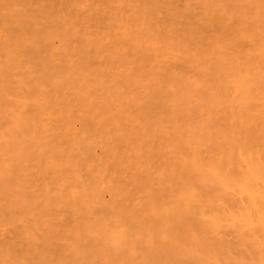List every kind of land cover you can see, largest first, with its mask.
Listing matches in <instances>:
<instances>
[{"label":"rangeland","instance_id":"obj_1","mask_svg":"<svg viewBox=\"0 0 264 264\" xmlns=\"http://www.w3.org/2000/svg\"><path fill=\"white\" fill-rule=\"evenodd\" d=\"M263 20L264 0H0V264H264Z\"/></svg>","mask_w":264,"mask_h":264},{"label":"bare ground","instance_id":"obj_2","mask_svg":"<svg viewBox=\"0 0 264 264\" xmlns=\"http://www.w3.org/2000/svg\"><path fill=\"white\" fill-rule=\"evenodd\" d=\"M214 1H215V0H214ZM216 1H217V0H216ZM254 3H255V0H254ZM259 3H260V2H259ZM47 4H48V3H47ZM254 6H255V5H254ZM43 7H44V6H43ZM48 7H49V5H48ZM261 7H262V6H261ZM46 8H47V7H46ZM258 8H259V7H258ZM258 8H255V9H258ZM49 9H50V8H49ZM49 9H48V10H49ZM44 10H45V9H44ZM148 11H149V10H148ZM48 12H50V11H48ZM243 12H244V11H243ZM149 13H150V12H149ZM152 13H153V12H152ZM244 13H246V12H244ZM14 14H15V13H14ZM25 14H26V13H25ZM48 14H49V13H48ZM48 14H47V15H48ZM50 14H51V13H50ZM50 14H49V16H50ZM56 14H57V13H56ZM15 15H16V14H15ZM17 15H18V14H17ZM19 15H20V14H19ZM23 15H24V14H22V16H23ZM28 15H30V14H28ZM31 15H32V13H31ZM51 15H52V14H51ZM143 15H144V14H143ZM145 15H146V14H145ZM149 15H150V14H149ZM152 15H153V14H152ZM20 16H21V15H20ZM20 16H19V17H20ZM22 16H21V17H22ZM32 16H33V15H32ZM59 16H60V15H59ZM146 16H147V15H146ZM16 17H17V16H16ZM16 17H15V18H16ZM27 17H28V19H29L30 16H27ZM27 17H26V18H27ZM150 17H151V15H150ZM15 18H14V19H15ZM22 18H23V17H22ZM22 18L20 19V21L22 20ZM35 18H36V16H35ZM60 18H61V17H60ZM148 18H149V16H148ZM148 18H147V19H148ZM16 19L18 20V17H17ZM30 19H31V18H30ZM235 19H236V18H235ZM240 19H244V18L241 17ZM17 20H16V23H17V22H20V21H17ZM23 20H24V18H23ZM61 20H62V18H61ZM222 20H223V19H222ZM237 20H238V18H237ZM245 20H246V19H245ZM25 21H26V20H25ZM30 21H31V20H30ZM48 22H49V21H48ZM48 22H47V23H48ZM258 22H259V23H258ZM258 22H257V24L261 25L260 27H261L262 29H264V28H263V25H264V24H263V23L261 24V23H260L261 21H258ZM262 22H264V20H263ZM16 23H15V24H16ZM20 23H22V22H20ZM20 23H19V25H20ZM23 23H25V22L23 21ZM23 23H22V24H23ZM251 23H254V22H251ZM17 24H18V23H17ZM25 24H26V23H25ZM27 24L30 25V23H27ZM33 24H34V23H33ZM60 24H61V23H60ZM238 24H239V23H238ZM241 24H242V23H241ZM29 25H25V26H26V27L28 26V27L30 28ZM62 25H63V24H62ZM152 25H153V24H152ZM152 25H151V26H152ZM242 25H244V24H242ZM31 26H32V25H31ZM49 26H50V25H49ZM49 26H47V27H49ZM148 26H149V24H148ZM173 26H174V25H173ZM173 26H171V27H173ZM254 26L256 27V24H255ZM254 26H253V27H254ZM13 27H14V26H13ZM15 27H16V26H15ZM15 27H14V28H15ZM20 27H21V25H20ZM22 27H24V25H23ZM26 27H25V30H26ZM57 27H58V26H57ZM57 27H56V31H58V29H59V28H57ZM149 27H150V26H149ZM149 27H148V28H149ZM153 27H154V26H153ZM237 27H238V26H237ZM249 27H250V26H249ZM251 27H252V25H251ZM255 27H254L253 29H255ZM14 28H12V29H14ZM64 28H65V26H64ZM155 28H156V27H155ZM169 28H170V26H169ZM169 28H168V29H169ZM15 29H17V28H15ZM168 29H167V30H168ZM251 29H252V28H251ZM253 29H252V30H253ZM256 29H257V28H256ZM258 29H259V28H258ZM18 30H19V28H18ZM41 30H42V29H41ZM50 30H53V27H52V29H51V27H50ZM54 30H55V28H54ZM154 30H155V29H154ZM169 30H170V29H169ZM259 30H260V29H259ZM14 31H15V30H14ZM147 31H149V30H147ZM147 31H146V32H147ZM150 31H151V30H150ZM39 32H40V31H39ZM58 32H59V31H58ZM68 32H69V31H68ZM151 32H152V31H151ZM157 32H158V31H157ZM20 33H21V32H20ZM45 33H46V32H45ZM53 33H54V31H53ZM55 33H57V32H55ZM16 34H17V35L19 34L18 31H17ZM34 34H35V33H34ZM47 34H48V32H47ZM50 34H51V31H50ZM67 34H68V33H67ZM149 34H150V33H149ZM154 34H156V33H154ZM154 34H153V35H154ZM157 34H158V33H157ZM22 35H23V34H22ZM37 35H38V34H37ZM146 35H147V34H146ZM44 36H45V35L43 34V37H44ZM50 36H51V35H50ZM50 36H49V37H50ZM52 36H53V34H52ZM61 36H62V35H61ZM63 36H64V35H63ZM147 36H148V35H147ZM165 36H167V35H165ZM165 36H164L163 38H165ZM169 36H170V35H169ZM169 36H168V37H169ZM41 37H42V36H41ZM149 37H150V36H149ZM149 37H148V38H149ZM154 37H155V36H154ZM154 37H153V38H154ZM161 37H162V36H161ZM170 37H171V36H170ZM173 37H174V36H173ZM35 38H36V37H35ZM46 38H48V37H46ZM145 38H146V36H145ZM148 38H147V39H148ZM159 38H160V37H159ZM200 38H201V37H200ZM149 39H150V38H149ZM155 39H156V38H155ZM161 39H162V38H161ZM161 39H160V40H161ZM173 39H175V38H173ZM173 39H172V40H173ZM201 39H202V38H201ZM156 40H158V39H156ZM184 40H186V39H184ZM162 41H165V44H163V45H165L166 48H167V46L169 47V46L171 45V44L169 45V43H167V45H166V41H167L166 38H165V40L163 39ZM162 41H161V42H162ZM168 41H169V40H168ZM168 41H167V42H168ZM176 41H180V40H177V39H176ZM200 41H201V40H200ZM205 41H206V40H205ZM148 42H149V41H148ZM20 43H21V42H20ZM32 43H33V42H32ZM36 43H37V42H36ZM137 43H138V42H137ZM172 43H173V42H172ZM174 43H175V41H174ZM178 43H179V42H177V44H178ZM201 43H202V42H201ZM215 43H216V42H215ZM236 43H237V42H236ZM39 44H40V43H39ZM155 44H156V43H155ZM159 44H162V43H159ZM197 44H198V43H197ZM202 44H203V43H202ZM231 44H233V43H231ZM24 45H25V43H24ZM139 45H140V44H139ZM156 45H157V44H156ZM173 45H175V44H173ZM28 46H29V45H28ZM136 46L138 47L137 44H136ZM171 46H172V45H171ZM175 46H176V45H175ZM179 46H180V44H179ZM187 46H188V45H187ZM189 46H191V45H189ZM192 46H193V45H192ZM213 46H214V45H213ZM215 46L217 47V44H216ZM219 46H220V45H219ZM230 46H231V45H230ZM233 46H234V45H233ZM25 47H27V46H25ZM137 47H136V48H137ZM183 47H184V45H183ZM103 48H104V47H103ZM133 48H134V47H133ZM139 48H140V46H139ZM153 48H154V46H153ZM163 48H164V47H163ZM163 48H162V49H163ZM176 48H177V47H176ZM176 48H175V49H176ZM179 48H180V47H179ZM225 48H226V47H225ZM229 48H231V47H229ZM77 49H78V47H77ZM151 49H152V48H151ZM164 49H165V48H164ZM168 49H169V48H167V50H168ZM170 49H171V47H170ZM185 49L187 50V48H185ZM235 49H236V48H235ZM235 49H234V50H235ZM25 50H26V49H25ZM36 50H37V49H36ZM79 50L82 51L81 49H79ZM108 50H109V49H108ZM135 50H138V49H135ZM172 50L174 51V47H173ZM172 50H171V51H172ZM179 50H180V49H179ZM213 50H214V49H213ZM215 50H216V49H215ZM215 50H214V51H215ZM222 50H223V47H222ZM234 50H233V51H234ZM30 51H32V50H30ZM164 51H166V50H164ZM181 51H182V50H181ZM25 52H27V50H26ZM40 52H41V51H40ZM95 52H96V51H95ZM109 52H110V51H109ZM169 52H170V50H169ZM184 52H185V51H184ZM209 52H211V51H209ZM77 53H79V52H77ZM77 53H75V55H76ZM83 53H84V52H83ZM83 53H82V54H83ZM102 53H103V52H102ZM106 53H107V52H106ZM106 53H105V54H106ZM119 53H120V52H119ZM176 53H178V52L176 51ZM189 53H190V52H189ZM202 53L205 54V52H202ZM212 53H213V51H212ZM215 53H216V51H215ZM217 53H219V52H217ZM224 53H225V52H224ZM25 54H26V53H25ZM31 54H32V52H31ZM67 54H68V52H67ZM80 54H81V53H80ZM99 54H100V53H99ZM113 54L115 55V53H113ZM179 54H181V53H179ZM184 54H185V57H186V53H184ZM187 54H188V53H187ZM207 54H208V53H207ZM207 54H206V55H207ZM227 54H228V53H227ZM231 54H232V53H231ZM21 55H22V54H21ZM65 55H66V54H65ZM83 55H85V54H83ZM90 55H91V54H90ZM116 55H117V54H116ZM118 55H119V54H118ZM120 55H121V54H120ZM189 55H190V54H189ZM209 55H210V54H209ZM214 55H216V54H214ZM219 55H220V54H219ZM76 56H77V55H76ZM87 56H89V55H87ZM108 56H109V55H108ZM108 56H107V57H108ZM191 56H192V55H191ZM220 56H221V55H220ZM223 56H224V55H223ZM90 57H91V56H90ZM115 57H116V56H115ZM117 57H118V56H117ZM203 57H205V55H204ZM203 57H201V58H203ZM207 57H208V56H207ZM210 57H211V56H210ZM212 57H213V55H212ZM216 57H217V56H216ZM83 58H84V57H83ZM113 58H114V57H112V60H113ZM186 58H187V57H186ZM222 58H223V57H222ZM225 58H226V57H225ZM232 58H233V57H232ZM234 58H235V57H234ZM39 59H40V58H39ZM65 59H66V57H65ZM80 59H81V58H80ZM87 59H88V57H87ZM183 59H184V58H183ZM187 59H188V58H187ZM187 59H185V61H186ZM205 59H206V57H205ZM216 59H218V57H217ZM139 60H141V59H139ZM207 60H208V59H207ZM207 60H206V61H207ZM224 60H225V59H224ZM229 60H231V58H230ZM40 61H43V60L41 59ZM52 61H53V60H52ZM61 61H62V60H61ZM67 61H69V60H67ZM141 61L143 62L144 60H141ZM220 61H221V60H220ZM220 61H219V62H220ZM236 61H237V59H236ZM43 62H44V61H43ZM65 62H66V61H65ZM70 62H72V61H70ZM219 62H217L218 65L220 64L219 66H222V64L219 63ZM230 62H231V61H230ZM247 62H248V63H246V64H249V61H248V60H247ZM47 63H48V62H47ZM49 63H50V62H49ZM53 63H54V62H53ZM81 63H82V62H81ZM85 63H86V62H85ZM111 63H112V62H111ZM143 63H144V62H143ZM143 63H142V67H143V65H144ZM217 63H216V64H217ZM233 63H235V62H233ZM74 64H75V63H74ZM74 64H73V65H74ZM77 64H78V63H77ZM147 64L149 65V62H148ZM236 64H237V63H236ZM243 64H245V63H243ZM47 65H48V64H46L45 66H47ZM49 65H50V64H49ZM49 65H48V66H49ZM60 65H61V63H60ZM112 65H113V64H112ZM145 65H146V64H145ZM145 65H144V66H145ZM216 66H217V65H216ZM232 66H233V65H232ZM249 66H250V65H249ZM38 67H39V66H38ZM81 67L84 68V69L81 68V69H82V72H84L85 67H83V65H82ZM187 67H188V66H187ZM233 67L235 68V66H233ZM233 67H232V68H233ZM240 67H241V66H240ZM243 67H245V66L243 65ZM246 67H247V65H246ZM39 68H42V66L39 67ZM43 68H44V67H43ZM50 68H51V67H50ZM79 68H80V67H79ZM217 68H218V67H217ZM221 68H222V67H221ZM221 68H220V69H221ZM249 68H250V67H249ZM249 68H248V69H249ZM63 69H64V68H63ZM76 69H77V67H76ZM76 69H75V71H76ZM81 69H80L79 71H81ZM185 69H186V68H185ZM237 69H239V68L237 67ZM59 70H60V69H59ZM249 70H250V69H249ZM54 71H55V70H54ZM56 71H57V70H56ZM64 71H65V70H64ZM64 71H63V72H64ZM77 71H78V69H77ZM77 71H76V72H77ZM239 71H240V70H239ZM245 72H246V70H244V73H245ZM57 73H58V71H57ZM57 73L55 72L54 74H56V76H57V78H58V76L60 77V75H57ZM61 73H62V72H61ZM78 73H79V72H78ZM80 73H81V72H80ZM186 73H187V72H186ZM186 73H185V74H186ZM63 74H64V73H63ZM168 74H169V73H168ZM185 74H183V75L185 76ZM259 74H260V73H259ZM61 75H62V74H61ZM64 75H65V74H64ZM186 75H187V74H186ZM245 75H247V74L245 73ZM248 75H250V74H248ZM184 76H182V77H184ZM169 77H170V78H169ZM169 77H168V79H171V80H172V74H169ZM180 77H181V76H180ZM182 77H181V79H182ZM188 77H190V75H189ZM260 77H261V76H260ZM49 78H50V77H49ZM55 78H56V77H55ZM185 78H186V77H185ZM257 78H258V77H257ZM257 78H256V79H257ZM53 79H54V78H53ZM175 79H177V76H176ZM178 79H179V78H178ZM190 79H192V78L190 77ZM227 79H229L228 76H227ZM242 79H243V78H242ZM244 79H245V77H244ZM252 79H253V78H252ZM263 79H264V78H263ZM48 80H49V79H48ZM50 80H51V78H50ZM58 80H60V79H58ZM171 80H168L169 82H168V81H167V82L171 84L172 81H173V80H172V81H171ZM179 80H180V79H179ZM179 80H177V81H179ZM182 80H183V79H182ZM182 80H181V82H182ZM193 80H194V79H193ZM193 80H192V81H193ZM216 80H217V78H216ZM216 80H215V81H216ZM225 80H226V79H225ZM245 80H246V79H245ZM261 80H262V79H261ZM261 80H260V82H261ZM60 81H61V80H60ZM60 81H59V82H60ZM230 81H231V80H230ZM230 81H228V83H227V82H225V83L229 84ZM254 81H255V80H254ZM50 82H52V80H51ZM63 82H65V81L63 80ZM67 82H69V81H67ZM67 82H66V83H67ZM188 82H189V81H188ZM198 82H199V81H198ZM202 82H203V81H202ZM219 82H220V81H219ZM219 82L216 81L215 83L217 84V83H219ZM223 82H224V81H223ZM223 82H222V84H223ZM246 82H247V81H245V84H246ZM248 82H249V81H248ZM252 82H253V81H252ZM252 82H251V83H252ZM69 83H70V82H69ZM164 83H165V82H163V85H165ZM168 83H167V84H168ZM190 83H191V82H190ZM249 83H250V82H249ZM255 83H256V82H255ZM70 84L72 85V82H71ZM70 84H68V86H69ZM173 84H175V81H173V83H172L171 85H173ZM176 84H177V83H176ZM176 84H175V86H176ZM178 84H182V83H180V81H179ZM193 84H194V83H191L190 85L193 86ZM195 84H196V82H195ZM197 84H199V83H197ZM197 84H196V85H197ZM203 84H205V83H203ZM242 84H244L243 80H242L241 85H242ZM245 84H244V85H245ZM53 85H54V84H53ZM155 85H156V82H155ZM218 85H221V84H218ZM244 85H243V87L245 88L246 85H245V86H244ZM249 85H250V84H249ZM252 85H253V84H252ZM255 85H257V84H255ZM177 86H179V85H177ZM184 86H186L185 83H184ZM197 86H198V85H197ZM200 86H201V85H200ZM204 86H205V85H204ZM63 87H65V86H63ZM63 87H62V88H63ZM156 87H157V86H156ZM198 87H199V86H198ZM198 87H197V90H198ZM212 87H213V86H212ZM217 87H218V86H217ZM222 87H223V86H222ZM224 87H226L225 84H224ZM243 87H241V88H243ZM247 87H248V85L246 86V88H247ZM56 88H57V86H56ZM62 88L59 87L57 90L62 89ZM180 88H181V87H180ZM180 88H179V89H180ZM184 88H186V87H184ZM184 88H183V89H184ZM188 88H189V87H188ZM188 88H187V90L192 89L191 86H190L189 89H188ZM195 89H196V88H195ZM199 89H200V88H199ZM204 89H205V88H204ZM217 89L220 90L221 88L219 87V88H217ZM225 89H227V88H225ZM218 90H217V91H218ZM221 90H222V89H221ZM223 90H224V88H223ZM223 90H222V91H223ZM245 90H246V89H245ZM245 90H244V91H245ZM180 91H181V89H180ZM180 91H177V89H176V94L179 93ZM215 91H216V90H215ZM222 91H221V92L219 91L220 94L222 93ZM224 91H225V90H224ZM227 91H228V90H226V93H227ZM182 92H183V90H182ZM201 92H202V91H201ZM204 92H205V91H204ZM204 92H203V93H204ZM207 92L210 93V91H207ZM212 92H213V91H212ZM180 93H181V92H180ZM186 93H187V92H186ZM216 93H217V92H216ZM184 94H185V93H184ZM194 94H195V93H193V95H194ZM199 94H200V91H199ZM212 94H213V93H212ZM214 94H215V92H214ZM214 94H213V96H214ZM174 95H175V94H174ZM179 95H180V94H179ZM193 95H192V96H193ZM200 95H202V94H200ZM200 95H199V96H200ZM207 95H208V94H207ZM203 96H204V95H202L201 97H203ZM216 96H217V95H216ZM177 97H179V96L177 95ZM184 97H185V95H184ZM196 97H197V96L194 95V98H195V99H196ZM204 97H205V96H204ZM204 97H203V98H204ZM221 97H222V96H221ZM185 98L188 100L187 97H185ZM197 98H200V97H197ZM207 98H208V97H207ZM211 98H212V97H211ZM223 98H224V97H223ZM172 99H173V98H172ZM218 99H219V98H218ZM182 100H183V99H181V101H182ZM201 100H202V98H201ZM63 101H64V99H63ZM119 101H121V100L116 101V104H117ZM184 101H185V100H184ZM184 101H182V102H184ZM205 101H207V100H205ZM208 101H209V100H208ZM208 101H207V102H208ZM218 101H220V100H218ZM64 102H65V101H64ZM172 102H173V101H172ZM174 102H175V100H174ZM177 102H178V101H177ZM192 102H193V101H192ZM192 102H191V103H192ZM215 102H216V101H215ZM68 103H69V102H68ZM81 103H82V102H81ZM84 103H85V102H84ZM212 103H213V102H212ZM216 103H217V102H216ZM218 103H219V102H218ZM231 103H233V102H231ZM116 104H115V105H116ZM118 104H121V105L123 104V105H124L125 103H122V101H121V103H118ZM208 104H209V103H208ZM210 104H211V103H210ZM214 104H215V103H214ZM220 104H221V103H220ZM229 104H230V103H229ZM229 104H228V105H229ZM83 105H84V104H83ZM85 105H86V104H85ZM121 105H120V106H121ZM179 105H180V104H179ZM189 105H190V104H189ZM230 105H231V104H230ZM120 106L116 105V109H119V108H117V107H120ZM194 106H195V105H194ZM216 106H217V105H216ZM179 107H180V106H179ZM213 107H215V106H213ZM101 108H102V107H101ZM110 108H112V107H110ZM182 108H183V107H182ZM199 108H201V107H199ZM112 109H113V111H114L115 108H112ZM180 109H181V108H180ZM180 109H179V110H180ZM183 109H184V108H183ZM109 110H110V109H109ZM197 110H199V109L197 108ZM111 111H112V110H111ZM120 111H121V110H120ZM120 111H117V112H120ZM174 111H175V110H174ZM174 111H173V112H174ZM183 111L186 112L185 109H184ZM92 112H93V111H92ZM96 112H98V111H96ZM96 112H95V113H96ZM107 112H109V111H107ZM114 112H115V111H114ZM114 112H111V113H114ZM181 112H182V111H181ZM187 112H188V111H187ZM93 113H94V112H93ZM101 113H102V112H101ZM103 113H104V112H103ZM121 113H122V112H121ZM176 113H177V112H176ZM97 115H98V114H97ZM97 115H96V116H97ZM102 115H103V114H102ZM108 115H110V113H109ZM112 115H114V117H115V114H112ZM172 115H173V114H172ZM174 115H176V114H174ZM98 116H99V115H98ZM103 116H106V115L104 114ZM116 116H117V115H116ZM118 116H119V115H118ZM123 116H124V115H123ZM137 116H138V115H137ZM108 117H109V116H108ZM108 117H107V118H108ZM119 117H121V115H120ZM174 117H175V116H174ZM176 117L178 118V116H176ZM176 117H175V118H176ZM111 118H112V117H111ZM111 118H110V119H111ZM122 118H123V117H122ZM108 119H109V118H108ZM108 119H107V120H108ZM180 119H181V118H180ZM173 120H175V119H173ZM176 120H177V119H176ZM183 120H184V119L182 118V122H184ZM186 120H187V119H186ZM202 120H203V118H202ZM109 121H110V120H109ZM109 121H108V122H109ZM177 121H178V120H177ZM206 121H207V119H206ZM174 122H175V121H174ZM186 122H187V121H186ZM184 123H185V122H184ZM187 123H188V122H187ZM187 123H186V125L189 126ZM201 123H202V122H201ZM192 124H195V125H196V123H194V120H193V123H192ZM199 124H200V123H199ZM186 125H184V126H186ZM197 125H198V124H197ZM201 125H202V126H205V125H206V127H207L208 124L206 123V124H204V125H203V124H201ZM201 125H200V126H201ZM187 126H186V127H187ZM193 126H194V125H193ZM213 126H215V125H213ZM190 127H191V126H190ZM206 127H202L203 129L200 128L201 133L203 132L202 130H204V128H206ZM218 127H219V126H218ZM217 129H218V128H217ZM217 129H216V130H217ZM185 130H186V129H185ZM185 130H184V133H185ZM191 130H192V129H191ZM219 130H220V129H219ZM187 131H188V130H187ZM187 131H186V133H187ZM217 131H218V130H217ZM221 131H222V130H221ZM191 132H192V131H191ZM222 132H223V131H222ZM188 133H189V132H188ZM203 133H205V132H203ZM206 133H207V134H211V132H208V131H206ZM206 133H205V134H206ZM197 134H198V133H197ZM197 134H196V135H197ZM207 134H206V135H207ZM215 134H216V132H215ZM206 135H205V136H206ZM216 135H217V134H216ZM200 136H201V135H200ZM208 136H209V135H208ZM208 136H206L207 140H208ZM223 136H224V135H223ZM196 137H197V136H196ZM209 137L213 138V134H212V136H209ZM194 138H195V137H194ZM194 138H192L191 140H193ZM189 139H190V138H189ZM201 139H203L202 136H201ZM191 140H190V141H191ZM209 140H210V139H209ZM187 141H188V140H187ZM199 141H200V140H199ZM199 141H198V142H199ZM204 141H206L205 137H204ZM210 141H211V140H210ZM228 141H229V142H232V140H231V141L228 140ZM198 142H197V143H198ZM201 142H202V144L205 143V142H203V141H201ZM207 142H208V141H207ZM229 142H228V143H229ZM234 142H235V141H233V144H232V145L235 144ZM189 143H190V142H189ZM224 143L226 144V141H224ZM224 143H223V144H224ZM205 144H206V143H205ZM236 144H237V143H236ZM188 145H192V143H191V144H188ZM197 145H199V144H197ZM228 145L230 146V144H228ZM232 145H231V146H232ZM237 145H238V148H240V147H239L240 145H239V144H237ZM237 145H234V148H235V146H237ZM192 146H193V145H192ZM222 146H223V145H222ZM224 146H225V145H224ZM224 146H223V147H224ZM213 147H215V146H213ZM216 147H217V146H216ZM225 148H226V147H225ZM225 148H224V149H225ZM212 149H213V151L216 150V148H215V149L212 148ZM218 149H220V146H218ZM221 149H222V147H221ZM221 149H220V150H221ZM236 149H237V148H236ZM209 150H210V149H209ZM222 150H223V149H222ZM232 150H233V149H232ZM251 150H252V149H251ZM191 151H192V149H191ZM198 151H199V150H198ZM210 151H211V150H210ZM213 151H212V153H213ZM218 151H219V150H218ZM223 151H224V150H223ZM225 151H227V150H225ZM230 151H231V150H230ZM247 151H250V149H248ZM193 152H195V151H193ZM219 152H220V151H219ZM230 153H231V152H230ZM189 154H190V153H189ZM192 154H193V153H192ZM210 154H211V153H210ZM250 154H253V152H251ZM190 155H191V154H190ZM218 155H219V154L217 153V156H218ZM221 155H222V154H221ZM223 155H224V154H223ZM230 155H231V154H230ZM232 155H233V154H232ZM234 155H235V154H234ZM193 156H196L195 158H197V155H193ZM215 156H216V155H215ZM217 156H216V157H217ZM225 156H229V155H225ZM211 157H212V156H211ZM229 157H230V156H229ZM195 158H194V159H195ZM223 158H224V157H223ZM223 158H222V160H223ZM227 158H228V157H227ZM231 158L234 159V157H231ZM231 158H230V159H231ZM225 159H226V157H225ZM225 159H224V160H225ZM191 160H192V159H191ZM219 160H220V159H219ZM216 161H217V160H216ZM193 162H194V160H193ZM197 162H198V161H197ZM212 162H213V164H214V161H212ZM218 162H219V161H218ZM221 162H225V161H221ZM231 162H232V161H231ZM229 163H230V162H229ZM230 164H231V163H230ZM191 165H192V164H191ZM208 165H209V164H208ZM218 165H219V164H218ZM223 165H224V164H223ZM193 166H194V164H193ZM215 166H216V165H215ZM230 166H231V165H230ZM234 166H235V165H234ZM222 167H224V166H222ZM228 167H229V166H228ZM197 168H198V166H197ZM219 168L221 169V167H219ZM254 168H255V167H254ZM217 169H218V168H217ZM220 169H219V170H220ZM223 169H224V168H223ZM195 170H196V169H195ZM215 170H216V169H215ZM224 170H225V169H224ZM260 170H261V167H260ZM209 171L211 172L212 170H209ZM228 171H229V170H228ZM258 171H259V170H258ZM217 172H218V171H217ZM219 172H220V171H219ZM225 172H226V171H225ZM231 172H234V170H233V171L231 170ZM252 172H253V171H252ZM252 172H251V173H252ZM254 172H255V171H254ZM260 172H262V171H260ZM213 173H215V172H213ZM249 173H250V171H249ZM221 174H222V173H221ZM257 174H258V173H257ZM260 174H261V173H260ZM263 174H264V173H262L261 175H263ZM200 175H202V174H200ZM200 175L197 174L196 176H199V179H200V178H202V177H200ZM214 175H215V174H214ZM232 175H234V177H235V172H234V174L231 173V176H232ZM245 175H246V176H245ZM245 175H244L245 178H247V177L249 176V175H247V174H245ZM250 175H251V174H250ZM258 175H259V174H258ZM202 176H203V175H202ZM223 176H224V175H223ZM225 176H227V175H225ZM231 176L228 175L227 177L230 178ZM237 176H238V175H237ZM255 176H256V175H255ZM193 177H195V176H193ZM241 177H242V176H241ZM250 177H251V176H250ZM229 178H228V179H229ZM239 178H240V177H239ZM242 178H244V177H242ZM173 179H176V178L173 177ZM228 179H227V180H228ZM247 179H249V177H248ZM192 180H195V179L193 178ZM196 180H197V179H196ZM204 180H205V179H204ZM204 180H201V182L204 181ZM165 182H166V181H165ZM165 182H163V184H164ZM196 182H197V181H196ZM166 183H167V182H166ZM164 185H165V184H164ZM165 188H166V187L164 186V189H165ZM145 189H146V187H145ZM160 189H161V188H160ZM148 190H149V189H148ZM145 191H147V189H146ZM160 191H161V190H160ZM187 193H188V192H187ZM187 193H186V194H187ZM158 194H160L159 191H158ZM158 194H157V195H158ZM186 194H185V195H186ZM188 194H190V193H188ZM191 194H192V193H191ZM158 196H161V195H158ZM158 196H157V197H158ZM183 196H184V195H183ZM189 196H190V195H189ZM157 197H155V198L157 199ZM185 197H186V196H185ZM185 197H184L185 200L183 199V201H186V199H187V200H190V199L185 198ZM192 197H193V196H192ZM158 198H159V197H158ZM189 198H190V197H189ZM177 200H178V199H177ZM177 200H176V201H177ZM180 200H181V199L178 200V202H180L179 205H181V201H180ZM17 201H18V200H17ZM171 201H172V200H171ZM171 201H170V202H171ZM156 202H157V201H156ZM156 202H154V204H155ZM161 202H162V201H161ZM167 202H168V203H167L166 205H168V204L170 203L169 201H167ZM172 202H173V201H172ZM172 202H171V203H172ZM165 203H166V201L163 203V205H164ZM173 203H174V202H173ZM173 203H172V204H173ZM158 204H159V203H158ZM175 204H176V203H175ZM173 205H174V204H173ZM161 206H162V204H161ZM164 207H165V206H164ZM166 207H167V206H166ZM168 207H169V206H168ZM168 207H167V208H168ZM174 207H176V206H174ZM177 207H178V206H177ZM157 208H158V206H156V209H157ZM159 208H160V206H159ZM171 208H172V207H171ZM171 208H170V209H171ZM152 209H155L154 205H153V208H152ZM152 209H151V210H152ZM164 209H165V208H164ZM172 209H173V208H172ZM172 209H171V210H172ZM175 209H176V210H175L176 213L179 212L178 210H180V209L177 210V208H175ZM168 210H169V208H168ZM171 210H169V212H172V216H173V211H171ZM182 211H183V209H181L180 212L182 213ZM148 212H150V210H149ZM180 212H179L178 214H179V216H181V218H180V217L178 218V216H177V219H179V220H176V219H175V220L177 221V224H181V223H183V225H185L184 223H185L186 221L183 222L182 220L184 219V217H187V218H185L184 220H187V222H189V220H188V215H187L188 213H187V214H184V213L181 214ZM185 212H187V211H185ZM164 213H165V212H164ZM174 213H175V212H174ZM168 214H169V213H168ZM168 214H166V215L168 216ZM180 214H181V215H180ZM166 215H165V216H166ZM185 215H186V216H185ZM170 216H171V215H169L168 217L170 218ZM182 216H184V217H182ZM168 217H167V218H168ZM161 218H162V216H161ZM159 219H160V217H159ZM163 219H164V218H163ZM180 219H181V220H180ZM161 220H162V219H161ZM164 220H165V219H164ZM171 220H173V221L175 222L174 218H172ZM165 221H166V220H165ZM165 221H161V223L159 222L158 224H157V222L155 221V222H156V223H155L156 225H159V224L161 225L160 227L157 226V227H155V228H163V229H165L166 226L169 224V223H168V222H169L168 220L166 221V223H165ZM180 221H182V222H180ZM162 222L165 223V225H166V224H167V225H166L165 227H163L164 224H163ZM179 222H180V223H179ZM153 225H154V224H153ZM172 225H173V224H172ZM154 226H155V225H154ZM154 226H153V227H154ZM168 226H170V225H168ZM173 227L176 228L177 225H176V226H173ZM168 228H169V227H168ZM170 229H171V228H170ZM166 230H167V229H166ZM109 231H110V230H109ZM156 231H159V230H156ZM160 231H162V230H160ZM166 232H167V231H166ZM109 233H110V232H109ZM111 233H112V232H111ZM164 233H165V232H164ZM112 234H113V233H112ZM110 235H111V234H110Z\"/></svg>","mask_w":264,"mask_h":264}]
</instances>
